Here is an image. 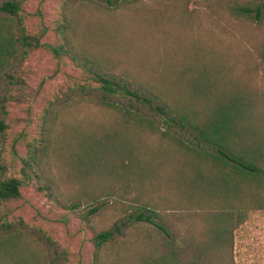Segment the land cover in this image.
Returning <instances> with one entry per match:
<instances>
[{
	"label": "rangeland",
	"instance_id": "1",
	"mask_svg": "<svg viewBox=\"0 0 264 264\" xmlns=\"http://www.w3.org/2000/svg\"><path fill=\"white\" fill-rule=\"evenodd\" d=\"M250 1L236 0L237 3ZM256 1L264 6V0ZM19 2L20 10L16 15L0 13V23L9 24L17 38H20L22 31L28 35L43 33L42 43L63 45L65 52L56 58L46 46H42L24 55L18 45L9 66L0 71V120L6 125V129L0 133V178L12 176L21 180V197L0 205V237L19 230L30 247H27L25 254L36 251L38 257L46 259L47 264H133L132 246L135 241L148 235L155 245L163 236L153 225L134 220L144 203L148 209L152 208L158 213L152 219L179 240L188 234L197 236L204 227L200 214L203 209L211 210L212 203L210 208L205 206L208 205L206 203L196 206L193 200L191 204L182 203L165 189L163 192H155V189L145 191L144 186L140 187L134 180L121 178L124 169L122 162L129 161L127 166L132 169L131 152L121 154L122 160L115 163L117 174L114 177L95 180L77 177L72 169L73 163L70 166L63 156L65 145L62 142L70 138L72 129H87L90 122L108 123L116 118L115 113L88 100L86 94H103L97 88L99 83L92 78L99 64L91 65L86 58L97 55L101 67H104L101 63L106 61L115 63L117 71L126 69L132 72V23L90 22L119 18L125 8L121 6L115 9V5H118L115 3L131 2L132 7V0H112V4L107 0ZM188 2L190 9L196 10V23H164L162 34L164 32L167 37V32L171 30L177 38L175 42L185 48L177 58L192 62L187 68L188 73L203 72L201 61L208 68L201 73V79H196L197 84L181 80L178 84L181 92L176 98L185 99L191 87L205 90L210 96L213 91L214 97H220L223 101L227 100L230 90H236L240 98L252 96L264 103V12L259 21L253 16H235L229 8L233 0L219 1L212 13L208 10L209 0ZM72 11L82 12L81 15L89 18L90 22L84 18L82 23L80 17L76 25L81 28L83 36L89 33L90 40L83 41L78 34L73 37L68 34L66 17L74 19L75 13L72 14ZM126 13H132L130 6ZM199 23L215 24L216 35L225 43L220 44L221 50L225 48L235 55L246 54L248 63L259 66L254 79L258 75L263 78L254 84L256 87L248 84L253 79L248 74V65L241 60H233L235 56L229 53L215 55L213 52L201 55L187 50V46L194 42L196 46L204 47L205 37L211 35L210 30L200 28ZM107 27L110 33H107ZM95 35L99 37L91 39ZM109 47L111 50L105 51ZM142 48L143 45L139 47L140 51ZM137 53L140 54L139 51ZM239 57L243 59V56ZM192 81L195 82V79ZM104 98L150 117L162 129L167 128L172 135L192 146L200 143L207 148V144L192 128L164 126L146 104L134 98L110 95H104ZM120 128L122 136L131 142L132 129ZM144 136L154 144L160 141L152 135ZM47 138L48 157L42 160V149ZM126 147L131 145L128 143ZM169 147L168 154L176 153L175 147ZM32 156L35 158L31 159ZM154 159L153 168L162 171L163 160L158 157ZM170 183L165 180L164 185ZM203 184L200 186L203 187ZM192 204L193 207H187ZM93 207L98 208L91 213ZM115 226L119 231H115L112 238L95 251L92 242L94 234L114 229ZM183 246L180 262H197L195 246ZM232 256L233 264H264V209L246 211L233 231Z\"/></svg>",
	"mask_w": 264,
	"mask_h": 264
},
{
	"label": "trees",
	"instance_id": "2",
	"mask_svg": "<svg viewBox=\"0 0 264 264\" xmlns=\"http://www.w3.org/2000/svg\"><path fill=\"white\" fill-rule=\"evenodd\" d=\"M1 1L0 13L16 15L20 10L19 0ZM107 1L112 4V0ZM219 1L228 0H209L208 10L211 13ZM256 2L252 0L249 3H237L233 0L229 8L235 16H253L260 21L264 6ZM115 4H118L115 9L121 6L125 9L119 18L112 17V20L106 22H90L89 18L81 15L82 12L76 11H72V14L75 13L74 19L66 17L68 34L72 37L78 34L83 41L90 39L89 33L83 36L81 28L76 25L80 17L82 23L85 19L90 23H132V72L129 73L126 69L117 71L115 63L106 61L101 63L104 66L101 67L97 55L86 58V62L91 65L99 64L98 70L93 71L92 78L99 83L97 88L103 94H86L88 100L115 113L116 118L108 123L90 122L87 129H72L70 138L62 142L66 153L63 156L70 166L73 163L72 169L77 177L95 180L114 177L117 174L115 163L122 160L121 154L131 152L132 169L127 166L129 161L122 162L124 169L120 174L121 178L134 180L140 187L144 186L145 191L155 189V192H163L165 189V192L176 196L182 203L191 204L193 200L196 206L206 203L208 205L205 206L209 208L212 203L211 210L203 209L200 214L204 227L197 236L188 234L180 240L152 219L158 213L152 208L148 209L144 203L134 220L153 225L163 236L155 245V241L148 235L135 241L132 246L133 264H233L234 229L241 223L247 210L264 209V103L252 96L240 98L235 93L236 90H230L227 100L223 101L220 97H214L213 91L210 96L205 90L203 92L191 87L188 94L185 93V99L176 98L181 92L178 87L181 80L197 84L196 79H201V73L208 67L201 61L203 72L188 73L187 68L192 62L177 58L185 48L175 42L177 38L171 30L167 32V37L164 32L162 34L161 27L164 23H196V10L190 9L188 0H132V7L131 2ZM129 6L132 13H126ZM199 25L200 28L210 30L211 35L205 37L204 47L196 46L194 42L187 46L188 51L201 55L206 52H213L215 55L229 53L235 56L233 60H241L248 65V74L253 77L249 80V85L254 86L257 81H261L263 76L260 75L254 79L259 66L248 63L246 54L235 55L230 50H224L225 48L221 50L220 44L225 43L216 35L214 23ZM107 28V33H110L109 27ZM96 35L91 39L99 37ZM42 36L43 33L28 35L22 31L20 38H17L9 24L0 23V71L9 66L18 45L24 55L42 46H46L56 58L65 52L63 45L42 43ZM141 45L142 51L139 49ZM110 50L111 47L105 48L107 52ZM239 56H243V59ZM259 73L261 74L260 71ZM104 95L134 98L146 104L164 126L192 128L202 142L207 144V148H203L200 143L195 146L188 144L172 135L167 128L162 129L150 117L105 99ZM120 127L132 129L131 142L129 138L122 136ZM5 129L6 125L0 120V133ZM144 135L155 136L160 141L154 144ZM48 143L49 138L42 149V160L48 157ZM62 143L60 149L63 147ZM128 143L131 145L129 148L126 147ZM169 145L176 148V153L168 154L171 148ZM157 157L163 160L162 171L153 168L152 162ZM165 180L171 183L164 185ZM202 183L203 187L200 186ZM20 186L21 180L17 177L0 178V205L19 199ZM187 207H193V204ZM97 208L93 207L90 212H95ZM115 231H119L118 226L96 232L92 238L94 250L107 243ZM21 235L19 230H14L0 237V264H47L46 259L38 257L36 251L25 254L27 247H30ZM183 245L195 246V251L198 252L197 262H180ZM160 246L162 248L158 249Z\"/></svg>",
	"mask_w": 264,
	"mask_h": 264
}]
</instances>
